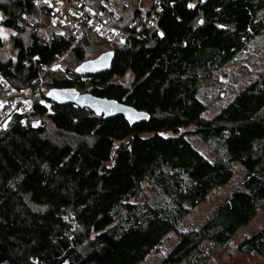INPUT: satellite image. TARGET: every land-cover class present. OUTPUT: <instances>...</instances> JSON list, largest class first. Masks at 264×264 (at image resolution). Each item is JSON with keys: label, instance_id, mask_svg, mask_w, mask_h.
Segmentation results:
<instances>
[{"label": "trees", "instance_id": "obj_1", "mask_svg": "<svg viewBox=\"0 0 264 264\" xmlns=\"http://www.w3.org/2000/svg\"><path fill=\"white\" fill-rule=\"evenodd\" d=\"M83 1L126 31L108 35L72 19L47 36L32 31L27 42L10 35L15 56L0 57V76L33 93L29 108L0 127V264H138L170 231L178 240L158 264H205L210 245H228L264 207V69L211 117L200 96L218 70L264 34V0L192 7L159 0L142 35L136 32L157 0L127 16H114L101 0ZM54 3L0 0V26L21 33L35 15L50 16ZM94 35L101 47L91 49ZM107 50L114 51L108 69L75 72ZM60 57L64 68L46 70ZM126 74L129 84L118 80ZM58 87L114 98L148 117L129 123L47 98ZM191 135L211 146L212 158ZM234 163L245 169L239 187L199 228L180 231L191 209L232 179ZM237 249L262 258L243 264H264V225Z\"/></svg>", "mask_w": 264, "mask_h": 264}, {"label": "rangeland", "instance_id": "obj_2", "mask_svg": "<svg viewBox=\"0 0 264 264\" xmlns=\"http://www.w3.org/2000/svg\"><path fill=\"white\" fill-rule=\"evenodd\" d=\"M107 10L111 11L114 16L126 15L135 8L139 9L143 13L149 9L151 0H101ZM51 10V9H50ZM149 13V12H148ZM148 15V14H147ZM1 17V14H0ZM147 17V16H146ZM146 19V18H145ZM31 24L25 26L24 31L16 33L10 28L1 27L2 35L4 38V46L0 51V57L3 60L13 58L16 53V48L12 46L10 41V35L19 36L25 42L29 41L30 33L36 32L39 35L47 36L50 34V30H56L53 26L56 23L50 16L35 15L31 19ZM36 23V28L33 30V23ZM51 25H50V23ZM100 32H102L100 30ZM104 33V32H102ZM80 35V34H77ZM97 36L94 35L91 38L90 48L101 47L98 46ZM102 47H106V44L102 42ZM56 66L46 68L49 72H54L56 69L64 68L65 64L62 62V58L56 60ZM264 69V34L256 37L248 46L240 53L233 61L228 63L225 67L221 68L214 75L211 83L204 85L200 90V96L202 100L208 105L203 114L207 117L213 116L219 109L228 103L235 94L241 90L247 83L257 77L259 72ZM124 84L131 82V76L126 74L121 79H118ZM16 81L6 80L0 76V96L6 97L9 93L15 94L14 101L5 108L3 116L0 120V127H5L8 123L9 116L12 112H20L28 109L33 99L32 89L23 88L17 90L14 85ZM47 87L43 86L37 91L44 93ZM44 104H50L43 101ZM48 127V131L52 136H57V131L50 125V121L47 118H43ZM40 119L34 121L38 124ZM242 131V130H240ZM236 135L229 138L228 141L233 140ZM189 141L198 149L203 155L208 158H212L213 153L211 146L199 138L197 135H191L188 137ZM233 175L232 179L225 185L212 190L206 197V199L197 204L191 211L183 218L179 223L180 231H188L199 228L207 219L212 209L226 196H228L233 190L239 187V184L244 176L245 169L240 163H234L232 165ZM264 225V207L259 206L256 210V215L253 220L244 226L238 228L236 233L232 236L231 241L226 246L210 245L209 258L205 264H243V263H258L262 261V258L254 254H246L240 252L237 249L239 241L258 230ZM178 240V233L174 231L168 232L156 247L152 248L145 258L138 264H158L160 260L170 251Z\"/></svg>", "mask_w": 264, "mask_h": 264}, {"label": "water", "instance_id": "obj_3", "mask_svg": "<svg viewBox=\"0 0 264 264\" xmlns=\"http://www.w3.org/2000/svg\"><path fill=\"white\" fill-rule=\"evenodd\" d=\"M205 2L207 0H201ZM114 51L107 50L98 56L84 60L75 68L78 74L91 75L109 68ZM47 98L60 104L73 103L81 108H87L96 114H102L104 118L118 115L123 116L129 123L139 122L148 117L146 112L136 109L114 98L99 97L91 93H81L74 87H58L50 89Z\"/></svg>", "mask_w": 264, "mask_h": 264}, {"label": "built area", "instance_id": "obj_4", "mask_svg": "<svg viewBox=\"0 0 264 264\" xmlns=\"http://www.w3.org/2000/svg\"><path fill=\"white\" fill-rule=\"evenodd\" d=\"M47 1L49 2V0ZM200 1L201 0H187V4H191L194 6ZM155 4L156 5L150 9L141 28L136 32L137 35H142L144 28H148L154 22L156 11L160 6L159 0H157ZM50 15L56 24H68L72 19H74L77 20V22L80 24L83 23L92 25L108 35L124 33L126 31L111 23L107 17L99 16L90 7H88L83 0L76 2L69 0H55V3L50 10ZM80 33L81 28L78 29V34ZM56 60L53 61L47 68L56 66Z\"/></svg>", "mask_w": 264, "mask_h": 264}, {"label": "bare ground", "instance_id": "obj_5", "mask_svg": "<svg viewBox=\"0 0 264 264\" xmlns=\"http://www.w3.org/2000/svg\"><path fill=\"white\" fill-rule=\"evenodd\" d=\"M15 99V94L14 93H9L6 97H1L0 96V120L3 116L4 110L6 107H8L12 101Z\"/></svg>", "mask_w": 264, "mask_h": 264}, {"label": "snow or ice", "instance_id": "obj_6", "mask_svg": "<svg viewBox=\"0 0 264 264\" xmlns=\"http://www.w3.org/2000/svg\"><path fill=\"white\" fill-rule=\"evenodd\" d=\"M188 6H189V7H192L193 5L189 4ZM0 19H3V18L0 17ZM0 33H2V30H0ZM161 35H163V34L161 33Z\"/></svg>", "mask_w": 264, "mask_h": 264}]
</instances>
